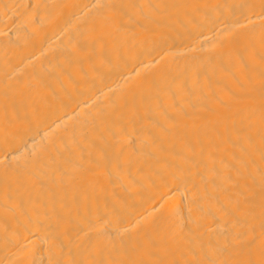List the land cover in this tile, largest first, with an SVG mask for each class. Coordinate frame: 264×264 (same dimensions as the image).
<instances>
[{
    "label": "bare ground",
    "instance_id": "obj_1",
    "mask_svg": "<svg viewBox=\"0 0 264 264\" xmlns=\"http://www.w3.org/2000/svg\"><path fill=\"white\" fill-rule=\"evenodd\" d=\"M0 264H264V0H0Z\"/></svg>",
    "mask_w": 264,
    "mask_h": 264
}]
</instances>
